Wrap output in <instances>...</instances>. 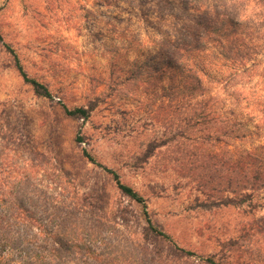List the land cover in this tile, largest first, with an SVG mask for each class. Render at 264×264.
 <instances>
[{
  "label": "rangeland",
  "instance_id": "rangeland-1",
  "mask_svg": "<svg viewBox=\"0 0 264 264\" xmlns=\"http://www.w3.org/2000/svg\"><path fill=\"white\" fill-rule=\"evenodd\" d=\"M110 1L0 0L4 42L15 50L30 78L46 85L53 96L36 95L0 42V142L6 137L14 151L6 155L19 168L26 166L23 174L34 176L58 203L93 204L95 211L107 213L109 222L123 220L126 231L144 232L142 207L124 196L103 169L84 159L86 149L146 198L155 226L180 247L209 257L231 238L240 237V243L247 244L249 236L242 229L264 227V191L256 204H242L239 196H218L174 167L170 146L147 158L150 144L163 129L143 113L154 101L152 89L129 78L149 51L126 37L135 30L120 14L129 1ZM158 82L168 84L165 76ZM245 91L248 103L230 109L255 133L253 141L264 145V106L257 103L264 102V80L253 78ZM92 103L97 108L87 122L68 117L62 108ZM79 137L81 143L76 141ZM29 143L45 155L38 158L39 164L41 159L63 170L66 189L55 186L51 169H30L26 157H35L28 154ZM148 238L153 250L172 255L169 243ZM254 243L264 245V234ZM170 257L176 264H198L195 259Z\"/></svg>",
  "mask_w": 264,
  "mask_h": 264
},
{
  "label": "trees",
  "instance_id": "trees-1",
  "mask_svg": "<svg viewBox=\"0 0 264 264\" xmlns=\"http://www.w3.org/2000/svg\"><path fill=\"white\" fill-rule=\"evenodd\" d=\"M128 1L120 14L135 30L126 37L149 51L129 79L150 86L154 101L143 113L163 129L150 144L147 158L170 146L174 167L194 176L203 187L218 196H239L242 204H256L264 191V145L253 141L255 133L230 106L248 103L246 86L255 77L264 80V68L259 69L264 64V0ZM0 42L13 56L24 82L36 95L52 99L46 85L30 78L1 32ZM164 76L166 85L158 82ZM62 108L68 117L87 122L97 105L71 109L62 104ZM1 140L0 264H176L172 255L198 264H264V245L254 243L264 227L243 228L247 244H241L240 237L231 238L222 251L198 256L155 226L146 198L88 150L83 149L84 159L103 169L124 196L142 207L144 232L126 231L123 220L109 222L107 213L95 211L93 204L58 203L34 176L23 174L26 166L15 164V168L6 155L14 152L8 148L9 140ZM27 145L28 154L35 157H26L30 169L37 173L51 169L55 186L66 189L60 177L63 170L41 159L39 164L38 158L45 155ZM148 236L169 243L172 255L153 250Z\"/></svg>",
  "mask_w": 264,
  "mask_h": 264
}]
</instances>
